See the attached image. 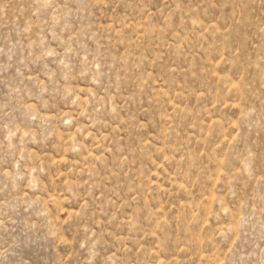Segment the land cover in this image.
Wrapping results in <instances>:
<instances>
[{"label": "rangeland", "instance_id": "rangeland-1", "mask_svg": "<svg viewBox=\"0 0 264 264\" xmlns=\"http://www.w3.org/2000/svg\"><path fill=\"white\" fill-rule=\"evenodd\" d=\"M0 264H264V0H0Z\"/></svg>", "mask_w": 264, "mask_h": 264}]
</instances>
